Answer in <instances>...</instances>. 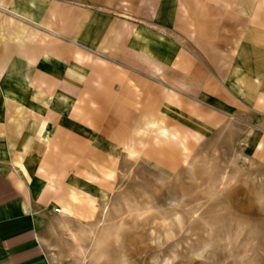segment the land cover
<instances>
[{
	"label": "crops",
	"instance_id": "crops-1",
	"mask_svg": "<svg viewBox=\"0 0 264 264\" xmlns=\"http://www.w3.org/2000/svg\"><path fill=\"white\" fill-rule=\"evenodd\" d=\"M149 1L0 0L12 16L0 42V264H53L56 221L96 222L132 147L172 172L210 136L249 129L264 155V0H186L207 10L184 25L186 43L103 26ZM40 30L103 51L58 85L33 51ZM123 35L131 44L112 54Z\"/></svg>",
	"mask_w": 264,
	"mask_h": 264
},
{
	"label": "rangeland",
	"instance_id": "rangeland-1",
	"mask_svg": "<svg viewBox=\"0 0 264 264\" xmlns=\"http://www.w3.org/2000/svg\"><path fill=\"white\" fill-rule=\"evenodd\" d=\"M135 10H116L103 18V26L127 23L170 43H186L191 39L184 25L207 11L186 0L137 2ZM210 14L218 24L220 16ZM10 17L0 13V42L7 37L3 25ZM40 33L44 41L36 39L33 51L41 70L58 85L103 51L82 42L78 33ZM128 43L123 35L112 54ZM251 132L210 136L189 164L172 172L130 148L121 156L116 190L96 222L56 221L47 239L52 263L264 264V155Z\"/></svg>",
	"mask_w": 264,
	"mask_h": 264
},
{
	"label": "clouds",
	"instance_id": "clouds-1",
	"mask_svg": "<svg viewBox=\"0 0 264 264\" xmlns=\"http://www.w3.org/2000/svg\"><path fill=\"white\" fill-rule=\"evenodd\" d=\"M165 264H170V262L166 260V261H165Z\"/></svg>",
	"mask_w": 264,
	"mask_h": 264
},
{
	"label": "built area",
	"instance_id": "built-area-1",
	"mask_svg": "<svg viewBox=\"0 0 264 264\" xmlns=\"http://www.w3.org/2000/svg\"><path fill=\"white\" fill-rule=\"evenodd\" d=\"M57 211H59V210H57Z\"/></svg>",
	"mask_w": 264,
	"mask_h": 264
}]
</instances>
